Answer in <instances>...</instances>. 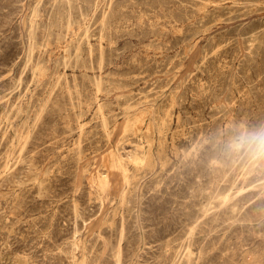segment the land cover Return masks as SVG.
Returning <instances> with one entry per match:
<instances>
[{
  "label": "rangeland",
  "instance_id": "obj_1",
  "mask_svg": "<svg viewBox=\"0 0 264 264\" xmlns=\"http://www.w3.org/2000/svg\"><path fill=\"white\" fill-rule=\"evenodd\" d=\"M264 0H0V264H264Z\"/></svg>",
  "mask_w": 264,
  "mask_h": 264
},
{
  "label": "clouds",
  "instance_id": "obj_2",
  "mask_svg": "<svg viewBox=\"0 0 264 264\" xmlns=\"http://www.w3.org/2000/svg\"><path fill=\"white\" fill-rule=\"evenodd\" d=\"M230 151L255 165H264V126L245 128L235 138Z\"/></svg>",
  "mask_w": 264,
  "mask_h": 264
}]
</instances>
